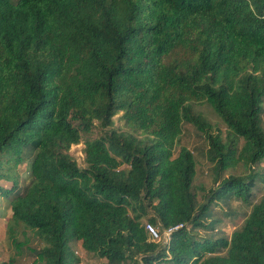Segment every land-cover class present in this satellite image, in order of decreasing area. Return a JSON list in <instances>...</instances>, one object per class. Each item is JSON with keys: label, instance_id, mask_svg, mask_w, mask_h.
I'll return each mask as SVG.
<instances>
[{"label": "trees", "instance_id": "trees-1", "mask_svg": "<svg viewBox=\"0 0 264 264\" xmlns=\"http://www.w3.org/2000/svg\"><path fill=\"white\" fill-rule=\"evenodd\" d=\"M263 103L264 0H0L15 248L0 264H76L77 245L103 264H264ZM188 125L205 136L209 189L181 144ZM82 141L85 166L70 152ZM25 164L26 183L2 182ZM232 200L250 210L226 235L215 208ZM146 222L172 230L155 240Z\"/></svg>", "mask_w": 264, "mask_h": 264}, {"label": "rangeland", "instance_id": "rangeland-1", "mask_svg": "<svg viewBox=\"0 0 264 264\" xmlns=\"http://www.w3.org/2000/svg\"><path fill=\"white\" fill-rule=\"evenodd\" d=\"M204 112L207 117L211 120L214 126L221 128L223 132H225V125L218 119L217 115H215L211 109L203 106ZM264 109V103H263ZM122 112L118 113L114 116V127L120 129H128V126L125 125V121L123 120ZM263 123H264V111H263ZM101 134V131L98 128H94L90 135L92 137H97ZM181 144L188 146L195 154L198 161V172L196 178V186H202L205 189H209L213 187L216 183L213 182V173L211 170V164L207 159V143L205 140V136L201 131L197 130L194 126H185L184 132L181 137ZM84 142L82 141L79 144H74L71 147L70 152L74 156V158L78 161L80 166H85V153H84ZM243 168L236 169L234 171H228L224 173V175L228 176L231 172L233 173H242ZM256 170L261 171V176H263V180H260L258 183V187L255 190L257 194V198H260L264 195V160L262 163L256 167ZM9 179L2 181L7 186L11 185V181H14L16 173L20 176V182L22 184L28 181L29 176V164H25L22 166L21 170L19 168L13 167L9 165L6 170ZM250 207L244 205L241 200H232L229 204L221 203L219 206L215 208V218L220 219L218 223V228L222 230L226 235H230L231 232L239 227L246 215L248 214ZM0 212L2 213V217H0V263L2 261H7L12 254L15 252V248L13 244L9 241L6 229L7 220L11 214L10 204L7 199L0 198ZM203 232H201L202 234ZM169 234L167 231H164L160 238L166 240ZM76 252L80 257V262L76 264H103L106 262L105 259H98L96 257H90V255L82 248V246H76Z\"/></svg>", "mask_w": 264, "mask_h": 264}, {"label": "built area", "instance_id": "built-area-1", "mask_svg": "<svg viewBox=\"0 0 264 264\" xmlns=\"http://www.w3.org/2000/svg\"><path fill=\"white\" fill-rule=\"evenodd\" d=\"M146 228L149 230V232H150V234H151L153 239H155V240H159L160 239L159 230L152 223L146 222ZM171 230L172 229H168L166 231L168 232V234H170Z\"/></svg>", "mask_w": 264, "mask_h": 264}]
</instances>
